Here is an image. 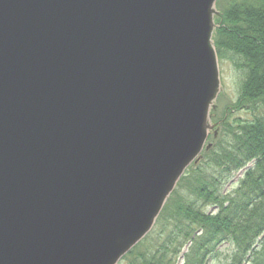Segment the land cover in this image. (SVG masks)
I'll list each match as a JSON object with an SVG mask.
<instances>
[{
	"label": "water",
	"instance_id": "95a60500",
	"mask_svg": "<svg viewBox=\"0 0 264 264\" xmlns=\"http://www.w3.org/2000/svg\"><path fill=\"white\" fill-rule=\"evenodd\" d=\"M217 1L0 0V264H118L151 232L217 137Z\"/></svg>",
	"mask_w": 264,
	"mask_h": 264
},
{
	"label": "trees",
	"instance_id": "16d2710c",
	"mask_svg": "<svg viewBox=\"0 0 264 264\" xmlns=\"http://www.w3.org/2000/svg\"><path fill=\"white\" fill-rule=\"evenodd\" d=\"M221 1L215 40L218 56L228 57L243 74L239 100L228 118L235 111L249 113L250 118L235 121L236 129L227 124L228 139L209 160L187 172L179 185L188 181L186 196L168 219L171 225L163 226L167 204L146 237L158 236L157 249L146 252L141 264H170L169 249L178 239L192 245L183 264H204L225 242L234 248L231 264L251 262L250 255L253 258L259 247L264 250V0H226V7ZM243 169L238 189L227 194L225 186ZM209 207L218 210L208 213Z\"/></svg>",
	"mask_w": 264,
	"mask_h": 264
},
{
	"label": "rangeland",
	"instance_id": "374dc122",
	"mask_svg": "<svg viewBox=\"0 0 264 264\" xmlns=\"http://www.w3.org/2000/svg\"><path fill=\"white\" fill-rule=\"evenodd\" d=\"M227 2L228 1L223 0L221 1V5H223V7H226ZM219 66L222 89L219 97L220 99H218V101L215 103V109L212 111L211 119V124L214 125V130H217V137L213 138L214 131L209 134L208 140L201 155V164L210 159L215 149L222 143V141H224V139H228L227 137L229 136L226 137L224 134L227 124H229L233 129H236L237 126H235V121H247V119L250 118L249 113H246L244 111H235L234 113L230 114L228 118L227 113L230 112V109L232 110V108L235 106V104H237L239 100L243 74L234 67L228 57L223 60L219 59ZM223 117H225L226 120H224ZM229 130H231V128H229ZM206 147H208V150L205 153ZM201 164H199L198 166H201ZM244 174V169L235 173L228 184L225 186L224 191L227 194H232L234 191H236L240 185V182L244 178ZM187 182L188 181L186 180L185 185L181 187L178 186V193L176 192L174 198L172 195V197L169 199L168 203L170 205L168 204L169 208L166 212V216L164 218L165 220L162 224L163 226L171 225L168 219L172 218V216L176 213L179 202L184 196H186L185 193L187 191ZM190 182L192 183V181ZM217 210L218 209L216 207H209L206 209V212L211 213L216 212ZM157 244L158 236L155 235L154 238L151 239L149 236L145 239V241L140 243L135 248L133 254L127 255L119 264H141V260L143 259L145 253L154 252L157 249ZM191 247V243L185 244L181 239H178L177 244L169 249V253L172 254L168 256V260L171 261L170 264H183L185 256L190 253ZM234 253V248L229 243H222L218 246L216 251L210 255V257L208 256L204 264H231V257H233ZM250 256L251 262H246L245 264H264V250L261 247L258 248L257 253L256 255H253V258L252 255Z\"/></svg>",
	"mask_w": 264,
	"mask_h": 264
},
{
	"label": "bare ground",
	"instance_id": "6f19581e",
	"mask_svg": "<svg viewBox=\"0 0 264 264\" xmlns=\"http://www.w3.org/2000/svg\"><path fill=\"white\" fill-rule=\"evenodd\" d=\"M218 9L220 10L221 8H220V5L218 6Z\"/></svg>",
	"mask_w": 264,
	"mask_h": 264
}]
</instances>
